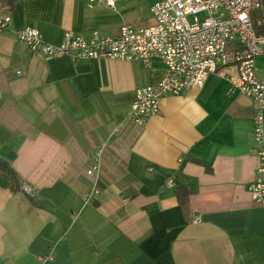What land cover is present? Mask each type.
<instances>
[{
  "label": "crops",
  "instance_id": "obj_1",
  "mask_svg": "<svg viewBox=\"0 0 264 264\" xmlns=\"http://www.w3.org/2000/svg\"><path fill=\"white\" fill-rule=\"evenodd\" d=\"M158 1L0 6L11 17L0 33V158L31 190L14 192L0 171V264H264V208L247 189L258 165L249 97L211 75L131 127L135 91L160 81L162 64L46 57L15 35L31 27L52 45L66 32L115 36L153 24ZM255 69L264 78V56Z\"/></svg>",
  "mask_w": 264,
  "mask_h": 264
},
{
  "label": "built area",
  "instance_id": "obj_2",
  "mask_svg": "<svg viewBox=\"0 0 264 264\" xmlns=\"http://www.w3.org/2000/svg\"><path fill=\"white\" fill-rule=\"evenodd\" d=\"M118 0H86L88 8L114 9ZM261 7L260 0H161L151 6L153 24L146 27L122 25L115 36L95 31L88 39L71 32L58 45L44 42L31 27L16 30L20 43L30 52L46 57L68 55L73 60L116 59L163 65L165 74L154 84L138 88L125 113L124 124L142 128L159 113L165 96H180L202 88L211 75L225 77L255 105L253 140L258 158L256 175L247 189L253 201L264 208V78L257 75L255 60L264 56V34L255 32L251 15ZM10 15L0 16V33L8 31ZM101 149L93 154V176ZM170 181L167 186H171ZM21 190L31 194L22 184ZM97 190L84 194L89 198Z\"/></svg>",
  "mask_w": 264,
  "mask_h": 264
},
{
  "label": "trees",
  "instance_id": "obj_3",
  "mask_svg": "<svg viewBox=\"0 0 264 264\" xmlns=\"http://www.w3.org/2000/svg\"><path fill=\"white\" fill-rule=\"evenodd\" d=\"M18 0H0V6L2 8H7L9 10H12L15 7V4L17 3ZM261 7L259 10L255 11L251 15V21L254 26L255 32L258 35H263L264 34V0H260ZM0 171L5 173L7 176H9L12 180V186L11 189L14 192H19L21 189V184L20 180L18 178L17 173L15 170L2 158H0ZM26 195V194H24ZM26 197L33 203V197H30L26 195ZM179 203L182 207V210L185 214V216H188V208H187V198H185V194L183 192L180 193L179 190V195H178Z\"/></svg>",
  "mask_w": 264,
  "mask_h": 264
}]
</instances>
